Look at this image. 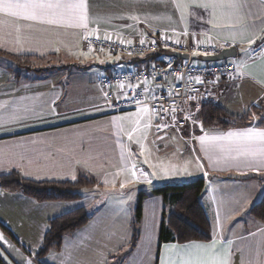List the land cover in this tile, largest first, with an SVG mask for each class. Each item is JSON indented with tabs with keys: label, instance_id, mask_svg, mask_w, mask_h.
I'll return each instance as SVG.
<instances>
[{
	"label": "crops",
	"instance_id": "1",
	"mask_svg": "<svg viewBox=\"0 0 264 264\" xmlns=\"http://www.w3.org/2000/svg\"><path fill=\"white\" fill-rule=\"evenodd\" d=\"M198 2L201 0H181L190 5L182 11L176 7V0H84L86 27L70 14L63 19L57 17L55 23L0 14V110L10 122L0 126V175L18 171L24 178L37 182L74 181L86 175L96 179L93 188L98 190L104 189L106 180L127 172L133 182L145 183L150 189L144 192L147 197L139 225H143L153 203L150 215L155 220L157 264H161V259L167 264L207 259L198 250L184 246L211 244L213 240L218 257L227 260V264H264V227L250 214L252 206L264 196V155L259 144H245L240 138L227 136L229 132L249 129L264 131V126L259 125L264 119V0H238V7L217 8L215 15L211 9L196 7ZM91 33L130 42L150 40L165 33L183 41L199 39L223 48L235 47L238 62L233 65L238 68L237 78L212 85V101L234 117L246 115L253 106L259 112L244 127L200 131L198 108L186 126L187 135L177 128L162 126L160 118L153 116L147 106L111 113L97 76L110 73L116 62L130 61L126 58L114 62L77 61L75 55L78 57V53L86 50L84 41ZM254 51L260 52L254 55ZM18 57L36 60L30 63ZM154 123L158 125L155 129ZM139 129L146 131L144 142L160 155L166 143L176 142L174 135L183 141L185 152L181 150L180 154L192 160L190 172L179 178L164 177L158 168L161 157L151 153L148 158L151 157L152 165L146 163L140 167L134 156L142 144L137 142L133 146V137ZM200 137H206L203 146ZM144 175L151 183L145 181ZM201 178L207 184L202 204L212 224L213 240L160 245L159 232L166 205L151 190ZM227 193L238 197L223 198ZM241 193L243 196L239 197ZM139 194L138 198L132 195L124 205L131 232ZM92 201L83 195L75 203L38 202L23 193L0 189V223L9 231L2 227L0 238L26 237L35 230L45 235L49 220L84 207L93 215L92 219L63 239L72 245L68 249L78 258V264H138L135 259L129 261L136 257L137 249H130L126 258L117 263L113 259L122 247L113 251L101 244L97 241L101 233L96 231L98 239L89 241L88 246L87 240L79 237L91 228L96 216L110 231L113 226L116 228V219L119 220L116 207L105 210L100 206L93 213L96 204ZM34 222L39 225L35 226ZM74 250L78 251V257ZM100 253L105 259L94 261Z\"/></svg>",
	"mask_w": 264,
	"mask_h": 264
},
{
	"label": "built area",
	"instance_id": "2",
	"mask_svg": "<svg viewBox=\"0 0 264 264\" xmlns=\"http://www.w3.org/2000/svg\"><path fill=\"white\" fill-rule=\"evenodd\" d=\"M84 48L130 61L116 62L110 73L103 72L98 77L111 113L147 106L153 116L160 118L162 126L177 128L181 133L186 131L193 111L212 100V85L233 81L238 74V68L228 61L203 60L218 56L225 48L199 39L183 41L165 33L141 42L91 33ZM259 52L254 51V55ZM174 53L188 55V59L176 58ZM157 126L154 123L152 128Z\"/></svg>",
	"mask_w": 264,
	"mask_h": 264
},
{
	"label": "trees",
	"instance_id": "3",
	"mask_svg": "<svg viewBox=\"0 0 264 264\" xmlns=\"http://www.w3.org/2000/svg\"><path fill=\"white\" fill-rule=\"evenodd\" d=\"M17 59L20 61L36 60L31 57H18ZM131 62L135 63L136 61ZM29 68L34 69L33 67ZM258 112V107L253 106L251 112L246 115L234 117L211 100L201 104L198 118L206 131L211 129L227 131L249 125L252 115ZM259 125L264 126V119L260 121ZM95 185H97L96 179L86 175H82L74 181L61 182L28 180L18 171L0 175V189L8 192H20L38 202L47 203H75L83 199L81 191ZM206 191L207 184L203 178L188 183L164 184L151 190V194L160 197L166 205L159 232L160 245L213 240L212 224L202 204V198ZM146 197V193L140 192L133 223L135 232L133 247L137 244L136 236L139 234L138 228L143 217V204ZM250 214L260 226L264 227V196L252 206ZM92 216L84 207H81L49 220L39 256H45L52 250L60 249L64 237L84 227L92 219ZM2 227L9 232L4 226ZM0 264H3L1 258Z\"/></svg>",
	"mask_w": 264,
	"mask_h": 264
},
{
	"label": "rangeland",
	"instance_id": "4",
	"mask_svg": "<svg viewBox=\"0 0 264 264\" xmlns=\"http://www.w3.org/2000/svg\"><path fill=\"white\" fill-rule=\"evenodd\" d=\"M78 54V57L77 55H75V57L79 62H86L92 59H95L98 62L103 60L114 62L122 58V56H110L108 54L93 55V53H90L86 50ZM236 61L237 58L229 59L228 62L233 64L236 63ZM36 65L40 66V64L38 63ZM1 66L2 62H0V70L2 68ZM128 113L129 112L122 113L119 115H124ZM7 118L8 116L4 113V111L0 110V126L7 125L10 123ZM133 119L134 118L132 117V121ZM184 134L187 135V131H185ZM174 137L176 142L166 143V147H164L163 153L160 155L155 149L152 150L147 144V142H144V140L146 139V131L143 132L139 129L136 135L133 137V140H135V144L133 146H136V143L140 142V144H142V151L140 150L141 146L136 149L137 151H135L134 156L135 162H137L140 167L142 165H146V163H151V157L148 158L149 153H151L155 156L161 157V160H159L160 162L158 164V168L160 169V175L164 177L177 178H179V175L185 176L191 170L192 160L190 161L188 155L186 157L181 156L180 151L183 150L185 152V144L175 135ZM152 160L154 161V159ZM150 165H152V163ZM118 176L122 178L119 181L116 180ZM117 177L115 178V176H113L111 180H106V183H104L103 186L104 189L97 188L98 190H96L92 187L90 189L81 191L84 197L89 198V200L93 199L92 202L96 204L95 207H93L94 210L92 209L93 213L98 211V208H100V206L105 210H107V208L110 209L111 207H116L115 209L119 211V220H117V218L115 223L117 230L114 226L111 231L108 230L109 228L106 227V223L101 221L99 219V216H96V219L92 223L91 228H89L88 231H85L84 234H79V237L84 240H87L88 246L89 241L93 239H98V237L95 235L96 232H98L101 234L97 241H99L101 244L106 245L108 248H112L111 250L113 251L116 250V248L122 247L121 249H118L119 251L116 253V256L113 259L114 262L118 263L123 259V257L126 258L128 252H130V249H137L135 252L136 254H134L136 255V257H131V260L129 261L135 259L136 262L138 261V264H157V253L154 244L155 239H153L155 220L150 215L153 203L151 204L150 209H148L149 212L146 210L147 212L143 225H139V234L138 236H136L138 238L137 244L134 247L132 243L135 240V237L133 236L135 232L134 230L133 232H131V225L129 221L125 220L127 214L126 210L124 209V205L127 200H130V197L132 195L138 198V194L140 192H148L150 189L147 188V185L145 183L133 182L127 172H119L117 174ZM121 185H123V187ZM121 188H123V190H120ZM236 193L237 192H235V195ZM233 195L227 193L223 195V198L228 197L230 199ZM242 196L243 193H241L239 197ZM233 197L236 198L238 196ZM106 215H109V213H107ZM223 218H225V216H223ZM33 224L35 226L39 225V223L35 222ZM1 228L2 226L0 223V230ZM44 237L45 235L43 231L35 230V232L28 234L26 237H23L22 235H17L16 237H14L13 235L12 237L9 236L8 238H0V258L3 264H78L80 262L78 258L76 259L75 255L72 254L71 251H69L68 248H70L72 245L67 242L62 243V246L60 248L61 250H52L45 256H39V251L44 241ZM79 237L76 238V241L77 244L80 245L81 242L79 241ZM123 246H126V248L124 249ZM87 248L88 247H86L85 249ZM72 252L75 253L78 257L77 250H74ZM104 259V254L100 253L94 259V261L100 262ZM81 264L84 263L82 262Z\"/></svg>",
	"mask_w": 264,
	"mask_h": 264
},
{
	"label": "snow or ice",
	"instance_id": "5",
	"mask_svg": "<svg viewBox=\"0 0 264 264\" xmlns=\"http://www.w3.org/2000/svg\"><path fill=\"white\" fill-rule=\"evenodd\" d=\"M195 2V0H194ZM189 4L181 3V0H176V7L183 11L184 8L189 7ZM196 7L204 8L205 10L211 9L213 15L215 10L220 7L236 8L239 6L238 0H201V2L195 3ZM86 4L84 0L79 2L66 3L63 0H0V14L9 17H15L28 21L44 22L47 20L49 23H55L56 18L63 19L66 14H70L71 18L79 22L86 27ZM141 111H147L142 109ZM229 138H240L245 144H259V150L261 155H264V131H254L249 129L247 132H229L227 134ZM200 143L203 146L206 137H200ZM155 176V173L152 174ZM135 176V173H133ZM75 178V177H73ZM146 182L151 183L147 175H144ZM123 187V185H121ZM215 240L211 244H188L185 248L196 249L203 253L207 259H188L183 264H227V260L221 259L217 255L215 248ZM166 248L169 246H165ZM161 264H167V262L161 259Z\"/></svg>",
	"mask_w": 264,
	"mask_h": 264
},
{
	"label": "water",
	"instance_id": "6",
	"mask_svg": "<svg viewBox=\"0 0 264 264\" xmlns=\"http://www.w3.org/2000/svg\"><path fill=\"white\" fill-rule=\"evenodd\" d=\"M237 55V49L235 47H230L223 49L218 56L204 57L203 60L206 62L229 61V59H235ZM173 56L179 59H188V55L174 53Z\"/></svg>",
	"mask_w": 264,
	"mask_h": 264
}]
</instances>
